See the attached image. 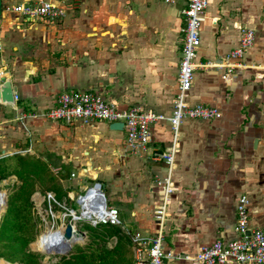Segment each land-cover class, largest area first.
I'll return each mask as SVG.
<instances>
[{
	"label": "crops",
	"instance_id": "1",
	"mask_svg": "<svg viewBox=\"0 0 264 264\" xmlns=\"http://www.w3.org/2000/svg\"><path fill=\"white\" fill-rule=\"evenodd\" d=\"M24 1L0 0V83L8 80L18 96L13 105L0 103V169L9 172L19 158L40 161L57 180L48 192L60 203L84 190L78 179L87 176L88 184L98 181L101 192L108 188L119 195L120 205L129 206L132 233L152 235V213L160 198L155 181L164 165L150 154L170 146L168 124L151 125L146 149L131 154L123 132L109 130L106 123L65 124L43 115L58 94L69 90L97 93L119 108L139 105L167 114L175 86L169 97L164 53L175 57L183 5L51 0L64 8L65 17L39 23L23 21L10 10ZM242 28L253 32L243 69L226 81L216 71L193 75L186 102L211 106L219 117L185 120L177 127L163 242L177 258L163 264H197L192 258L200 248L234 239L241 196L246 197L249 225L264 233V0H208L197 59L220 61L237 46ZM104 176L107 185L100 182ZM72 180L78 187L59 186ZM0 183L18 181L10 175Z\"/></svg>",
	"mask_w": 264,
	"mask_h": 264
},
{
	"label": "built area",
	"instance_id": "2",
	"mask_svg": "<svg viewBox=\"0 0 264 264\" xmlns=\"http://www.w3.org/2000/svg\"><path fill=\"white\" fill-rule=\"evenodd\" d=\"M158 1L163 5H183L179 11L182 19V28L180 29L182 36L175 74V94L167 114L146 110L139 105L119 108L114 103H107L96 93L69 90L58 94L54 106L47 109L43 115L49 121L65 124L73 122H103L107 125L121 123L124 144L127 151L131 154L146 149V145L150 142L151 125L162 122L168 124L172 133L170 146L163 151H152L150 154L153 161H159L164 165L163 175L155 181V185L160 190V198L152 213L154 232L149 236L138 233H132L130 236L133 264H163L165 261L177 258L171 251L163 247V227L168 218L169 197L173 190L171 171L177 127L185 120L213 121L219 117L218 111L211 106L202 104L189 105L186 102V96L190 90L194 73L216 71L220 72L222 79L226 81L236 70H241L245 67L243 55L253 43V32L242 28L238 35L237 46L230 50L220 61H198L199 26L208 0ZM10 10L21 17L23 21L29 22L52 23L61 21L65 17L64 8L51 0H26L13 6ZM255 68L257 69L259 66ZM1 77L2 73L0 72ZM12 99L15 102L18 96L12 93ZM261 142L264 147V135ZM96 186L94 182L83 190L82 195L76 197L75 202L80 210L77 214L72 208L68 209L64 203L56 201L50 192L42 196L41 202L47 205L50 218L55 221L59 219V212L56 209L62 211L64 218L69 217L70 222H73V218L78 219L81 212L85 213L88 211L90 214L88 219L80 220L88 221L93 227L97 225L121 226L118 211L107 205L104 196L103 203L96 198H91L84 206V210L79 207L78 200L81 196H85L88 191ZM246 203L245 196L239 197L236 202L235 223L232 230L235 235L234 239L225 242L216 240L210 245L200 248L192 258L194 263L264 264V233L261 229L249 225ZM93 212L97 216H94Z\"/></svg>",
	"mask_w": 264,
	"mask_h": 264
},
{
	"label": "trees",
	"instance_id": "3",
	"mask_svg": "<svg viewBox=\"0 0 264 264\" xmlns=\"http://www.w3.org/2000/svg\"><path fill=\"white\" fill-rule=\"evenodd\" d=\"M29 162L19 158L15 159L12 166L10 165L13 169L9 168V172L6 173L0 169V180L13 175L18 181V184L6 195L4 212L0 216V242H2L1 248L3 249L0 258H4L6 261H16L18 264H39L35 261L34 254L24 252L27 244L33 239L29 199L35 192L36 186H43L42 189L51 191L52 185L54 186L57 181L50 177L43 163L38 160ZM16 163L19 166L15 168ZM44 176H46L45 181ZM59 178H64V175L59 174ZM47 183H49L48 186H46ZM56 198L59 200L58 196ZM83 228L88 232L90 241L83 248L73 246L67 256L69 262L61 264H133L126 247V241L123 236H120L119 230L115 226L101 225L91 228L84 225ZM111 236L115 237L116 242L107 250L104 248L102 240L104 237ZM96 239L101 243L96 242ZM92 246L95 247L92 249Z\"/></svg>",
	"mask_w": 264,
	"mask_h": 264
},
{
	"label": "rangeland",
	"instance_id": "4",
	"mask_svg": "<svg viewBox=\"0 0 264 264\" xmlns=\"http://www.w3.org/2000/svg\"><path fill=\"white\" fill-rule=\"evenodd\" d=\"M71 2V1H70ZM156 6H161L160 4H156ZM110 23L113 22L112 19L109 20ZM178 35L175 37V42H173V52L175 53V57H170L168 54L164 53V64L167 67V71H169V85H172V89L169 87V97H171V94L173 92V87L175 86V74H176V64H177V53L178 48L180 45V37L181 33L177 32ZM167 50V48H166ZM132 90V88L130 89ZM97 94V93H96ZM132 97V93H131ZM171 108V107H170ZM125 145V144H124ZM9 162L11 160H8ZM9 169V167L7 168ZM12 169V167H10ZM80 178L78 179L81 184H85V188L91 186L92 184H88L86 179H89L87 176H79ZM106 176L101 177V184L107 185V181L104 179ZM44 181L46 179V176H44ZM94 179V178H90ZM11 180V179H10ZM6 183V182H5ZM5 183H0V193H2V197L0 198V216L4 212V207H5V200H6V195L9 194L12 191V188H14L16 185L14 184H5ZM5 184V185H4ZM38 185V184H37ZM49 183H47L46 186H48ZM67 185H74L75 187L77 186L76 180L68 181L65 183L60 184L59 186L61 187H66ZM80 185V184H79ZM43 187V186H42ZM42 187L36 186L35 192L32 193L30 196V202H31V207L29 208V215H30V225L32 226L31 233L33 234V239L30 243L27 244L26 248L24 249V252L26 253H32L34 254L35 261L38 262L39 264H61L65 262H69L67 260V256L69 255L70 250L72 249L73 246H79L83 248V246L90 241V238L88 237V232L83 228L84 225H87L91 228H96L101 225H97L95 227L92 226L91 223H89L86 220H80L76 222H71V224L74 226V229L81 232L82 238L78 240L77 242L71 243L69 250L62 255L54 254V253H45L41 252L37 249L34 248V244L37 242L39 237L44 234V233H56V232H61L64 228V226L67 222L70 221V218L68 217H63L62 216V211H58L59 214V219L58 220H52L50 218L49 212L47 205L45 203L41 202V198L45 193H48V190L42 189ZM41 189V190H40ZM63 190V189H62ZM101 190V189H100ZM111 190L108 188L102 189L103 195L105 197L106 203L109 206H113L116 209L119 210V217L121 226L116 227L119 230L120 236H123L125 241H126V247L129 250V256L132 258V252H131V241H130V236L132 235V217L129 216V206L127 204H122L120 205V197L117 193H110ZM83 190L76 191V193L69 199V201L65 200L64 204L65 206L70 209L72 208L76 214L80 212L75 200L78 195H82ZM4 194V196H3ZM4 201V204H3ZM57 211V210H56ZM72 221V220H71ZM102 226H107V225H102ZM163 233H164V227H163ZM37 238V239H36ZM36 239V240H35ZM98 243H101L98 239L95 240ZM104 248L107 250L110 249L116 242L115 237L111 236L109 238L104 237ZM2 242H0V253H3V249L1 248ZM19 247V246H17ZM16 247V248H17ZM95 246H92V249ZM6 253V252H5ZM63 258V259H62ZM0 264H18L16 261H6L4 258H0Z\"/></svg>",
	"mask_w": 264,
	"mask_h": 264
},
{
	"label": "water",
	"instance_id": "5",
	"mask_svg": "<svg viewBox=\"0 0 264 264\" xmlns=\"http://www.w3.org/2000/svg\"><path fill=\"white\" fill-rule=\"evenodd\" d=\"M12 93H13V89L9 83L8 80H4L0 83V103L1 104H6V105H13V99H12ZM108 129L111 131H121L122 130V124L121 123H112L108 125ZM94 182L92 180H89V184H93ZM95 184L97 185L95 188H97V190H99V192H101L100 190V183L98 181H95ZM100 186V187H99ZM102 194V192H101ZM4 196V194H3ZM4 204V201H3ZM82 233L75 230L73 231V226L71 224V222H67L64 225V229H63V233H62V239L64 241H66L65 243H63V245H54V247L49 246L46 249L45 253H54V254H58V255H62L65 254L69 248H70V244L76 242L77 240H80L82 238ZM70 241H72L71 243H69Z\"/></svg>",
	"mask_w": 264,
	"mask_h": 264
},
{
	"label": "bare ground",
	"instance_id": "6",
	"mask_svg": "<svg viewBox=\"0 0 264 264\" xmlns=\"http://www.w3.org/2000/svg\"><path fill=\"white\" fill-rule=\"evenodd\" d=\"M2 197V193H0V198ZM97 199L100 200V202L103 203L104 199H103V195L101 194V192H99V190H97V188H92L90 191H88L85 196H81V198L78 200V205L81 208V210H84V206L86 205L87 201L89 199ZM94 216H97L96 213H92ZM87 215V216H86ZM88 215L89 212H85L82 213L80 217H78V219L73 218V222H76L80 219H88ZM77 217V216H76ZM73 226V225H72ZM64 229V228H63ZM73 231H75L74 226H73ZM62 233L63 230L61 232H56V233H44L42 234L39 239L37 240V242L33 245L35 249L41 251V252H46V249L51 246L54 247V245L58 246V245H63V243H65L66 241H64L62 239ZM78 241V240H77ZM76 241V242H77ZM72 241H70L69 243H71Z\"/></svg>",
	"mask_w": 264,
	"mask_h": 264
}]
</instances>
